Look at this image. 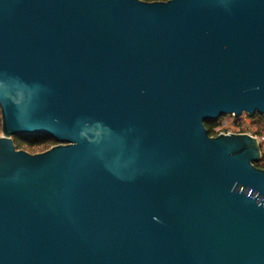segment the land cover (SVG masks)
I'll return each instance as SVG.
<instances>
[{
	"label": "water",
	"instance_id": "obj_1",
	"mask_svg": "<svg viewBox=\"0 0 264 264\" xmlns=\"http://www.w3.org/2000/svg\"><path fill=\"white\" fill-rule=\"evenodd\" d=\"M243 113L264 0H0V264H264Z\"/></svg>",
	"mask_w": 264,
	"mask_h": 264
},
{
	"label": "trees",
	"instance_id": "obj_2",
	"mask_svg": "<svg viewBox=\"0 0 264 264\" xmlns=\"http://www.w3.org/2000/svg\"><path fill=\"white\" fill-rule=\"evenodd\" d=\"M146 1H153V0H146ZM246 116L256 117L257 120H264V118L260 114H257V113L252 116H249L246 114ZM233 119H234L233 124L237 126L234 129H229L227 127L219 126L218 120L217 121L216 120H206L204 121V126L206 127L210 135H215L219 131H227V130H231L235 132H249L245 130L243 127H240V123L237 122L239 120L238 118L234 117ZM12 138H13V142L16 148H21L31 153L43 151L47 149L50 143L55 142L53 138H51L50 136L43 135V134L14 135L12 136ZM262 160H263V155L261 156L259 161L255 162V165L259 167H264V163H262Z\"/></svg>",
	"mask_w": 264,
	"mask_h": 264
},
{
	"label": "rangeland",
	"instance_id": "obj_3",
	"mask_svg": "<svg viewBox=\"0 0 264 264\" xmlns=\"http://www.w3.org/2000/svg\"><path fill=\"white\" fill-rule=\"evenodd\" d=\"M233 115H223L219 117L217 120L219 121V126L221 127H227L229 129H234L237 126L233 124ZM239 120L237 122L240 123V127H243L245 130L249 131L254 136L262 137L264 136V120H257L256 117H248L246 116V113L241 114L240 116L236 117ZM216 120V121H217ZM1 129H0V135H1ZM57 144V142H52L48 145L47 148L51 147L52 145ZM261 148L264 147L263 144H261ZM262 153L264 154V149H262Z\"/></svg>",
	"mask_w": 264,
	"mask_h": 264
},
{
	"label": "built area",
	"instance_id": "obj_4",
	"mask_svg": "<svg viewBox=\"0 0 264 264\" xmlns=\"http://www.w3.org/2000/svg\"><path fill=\"white\" fill-rule=\"evenodd\" d=\"M219 132H225L226 133V132H235V131L227 130V131H219ZM247 133H249V132H247ZM249 134H251V133H249ZM256 138H257L258 142L260 143V147L262 146L261 144L264 145V136H262V137L256 136ZM262 149H264V147L261 148V156L263 155L262 163H264V154L262 153Z\"/></svg>",
	"mask_w": 264,
	"mask_h": 264
},
{
	"label": "flooded vegetation",
	"instance_id": "obj_5",
	"mask_svg": "<svg viewBox=\"0 0 264 264\" xmlns=\"http://www.w3.org/2000/svg\"><path fill=\"white\" fill-rule=\"evenodd\" d=\"M264 168V167H263Z\"/></svg>",
	"mask_w": 264,
	"mask_h": 264
}]
</instances>
